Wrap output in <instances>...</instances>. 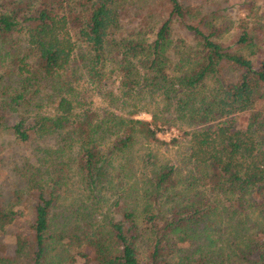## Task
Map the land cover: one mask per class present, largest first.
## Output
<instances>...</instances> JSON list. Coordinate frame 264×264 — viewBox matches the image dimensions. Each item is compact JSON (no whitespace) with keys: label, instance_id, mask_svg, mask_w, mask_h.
Here are the masks:
<instances>
[{"label":"trees","instance_id":"16d2710c","mask_svg":"<svg viewBox=\"0 0 264 264\" xmlns=\"http://www.w3.org/2000/svg\"><path fill=\"white\" fill-rule=\"evenodd\" d=\"M260 1L0 0V131L35 162L14 256L0 202V264H264Z\"/></svg>","mask_w":264,"mask_h":264},{"label":"rangeland","instance_id":"374dc122","mask_svg":"<svg viewBox=\"0 0 264 264\" xmlns=\"http://www.w3.org/2000/svg\"><path fill=\"white\" fill-rule=\"evenodd\" d=\"M187 4L190 5H202L207 11L215 9V7L223 0H184ZM237 3L234 1L226 2L224 1L222 8H229V13L236 14ZM260 5H264V0L260 1ZM232 38V43L237 39V34H234ZM231 43V44H232ZM249 116L247 114H242L235 116L233 119L237 121V125L245 124ZM138 119L150 120V116L142 114ZM15 118L7 116L5 120L6 127L0 131V202L5 205L9 203H17L15 208L18 211L19 220L17 223L9 229L7 235L4 236V243H6V255L14 256L15 253V234H25L30 221L34 217V198L32 193L27 192L28 187L24 179L21 178L20 173L25 171H34L33 164L34 160H29L27 164V157H29L30 148H25L18 146L13 137L10 135L8 128L15 123ZM245 122V123H244ZM158 138L161 141L168 143L167 146L157 148V146L151 145L154 154L157 153L158 160H163L166 162H175L177 159H180L181 155L185 154L187 149V144L177 145L173 143V139H181V134H179L175 129L173 130H162L158 133ZM144 144V143H142ZM141 144V145H142ZM138 146L140 148H145V146ZM36 144L33 145L35 147ZM158 151V152H157ZM137 154H135L136 157ZM26 160V161H25ZM165 162V163H166ZM32 167V168H30ZM19 197L21 200L19 201ZM84 260L79 259L76 264L83 263ZM96 264V263H93Z\"/></svg>","mask_w":264,"mask_h":264}]
</instances>
